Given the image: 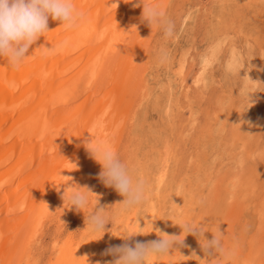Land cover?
<instances>
[{"label":"rangeland","instance_id":"rangeland-1","mask_svg":"<svg viewBox=\"0 0 264 264\" xmlns=\"http://www.w3.org/2000/svg\"><path fill=\"white\" fill-rule=\"evenodd\" d=\"M161 6L174 35L153 26L141 105L128 111L132 123L117 148L145 181L146 200L121 213L124 197L107 186L100 207H110L112 220L104 234L91 232L78 245L86 222L46 225L26 264H110V247L158 240L161 232L183 243L146 264H264V0ZM185 222L208 240L219 228L228 255L206 253L199 232L183 233Z\"/></svg>","mask_w":264,"mask_h":264},{"label":"bare ground","instance_id":"bare-ground-1","mask_svg":"<svg viewBox=\"0 0 264 264\" xmlns=\"http://www.w3.org/2000/svg\"><path fill=\"white\" fill-rule=\"evenodd\" d=\"M165 1L73 0L82 13L73 28L49 17L19 67L0 57V264H26L46 225L86 222L96 197L86 209L68 208V186L89 187L99 207L106 201L102 165L86 145H121L149 59L153 27L143 3L162 9ZM83 231L78 245L91 236L87 224Z\"/></svg>","mask_w":264,"mask_h":264},{"label":"clouds","instance_id":"clouds-1","mask_svg":"<svg viewBox=\"0 0 264 264\" xmlns=\"http://www.w3.org/2000/svg\"><path fill=\"white\" fill-rule=\"evenodd\" d=\"M73 0H0V57H6L11 66L19 67L28 57L29 49L34 43L49 31L48 20L51 17L59 20L66 29L75 26L81 17ZM143 19L151 28H161L166 38L174 35V24L165 18L164 12L158 5L143 3ZM46 50H50L47 49ZM251 80V79H250ZM87 148L94 159L102 165L99 178L105 186L114 187L123 197L121 213L143 203L147 198L148 187L145 181L133 174L128 164L124 162L116 151L100 142L87 143ZM69 180L71 177H68ZM64 191L63 201L68 208L75 206L77 210L89 207L90 196H95L94 207L86 217L87 228L92 233L105 232V226L112 220L108 212L110 207H97L99 197L89 187H78L75 184L68 186ZM183 233L194 234L199 232L201 244L205 252L209 249L217 253L228 255L223 243V233L217 229L213 238L204 237L201 228L193 227L191 223L178 224ZM123 237L126 241L129 237ZM160 239L152 241H135L112 246L105 254L116 257L110 264H146L150 257L169 255L174 245L182 244L181 235L160 233ZM185 237V236H184Z\"/></svg>","mask_w":264,"mask_h":264}]
</instances>
